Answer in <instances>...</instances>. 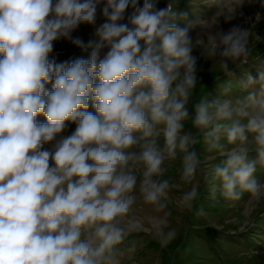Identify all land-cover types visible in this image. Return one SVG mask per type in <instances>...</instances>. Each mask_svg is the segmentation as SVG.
Segmentation results:
<instances>
[{
  "label": "clouds",
  "instance_id": "1",
  "mask_svg": "<svg viewBox=\"0 0 264 264\" xmlns=\"http://www.w3.org/2000/svg\"><path fill=\"white\" fill-rule=\"evenodd\" d=\"M158 3L0 0V264H122L135 251L127 237L139 233L167 247L169 206L194 208L198 175L213 198L264 201V71L240 82L242 95L228 80L194 101L201 57L230 78L249 63L264 0H204L215 9L207 19L178 12V0ZM101 4L93 38L72 37L96 25ZM253 4L261 11L250 27H221ZM197 27L206 38L193 40ZM62 38L88 58L49 61ZM66 122L74 133L56 141ZM177 161L174 182L165 177Z\"/></svg>",
  "mask_w": 264,
  "mask_h": 264
},
{
  "label": "rangeland",
  "instance_id": "2",
  "mask_svg": "<svg viewBox=\"0 0 264 264\" xmlns=\"http://www.w3.org/2000/svg\"><path fill=\"white\" fill-rule=\"evenodd\" d=\"M54 1L56 2V0ZM168 2L169 0H159L158 7L162 8ZM203 2L204 0H178L177 11L187 12L190 19H194L196 16L207 19L212 16L215 9L204 6ZM140 3L142 5L143 0H140ZM102 7L103 4L98 7L96 25L82 24L73 31L72 37H79L84 42L92 39L95 28L104 22L100 13ZM130 11L131 9L126 12V17ZM257 11H261L258 4L246 5L243 15L233 21L225 22L221 18V27L227 30L232 24H239L248 28L251 26V22L247 18ZM195 29L190 33L193 40L206 38L202 29L200 33H197ZM252 30L254 35L259 34L264 38V21L253 25ZM53 43V50L73 51L79 49L68 39L62 38ZM256 44H258L257 47H254ZM253 47V54L250 57L253 60L249 66L239 72H234L232 78H224L214 61L201 57L202 49L194 50V55L201 57L199 76L202 77L201 84L197 86L194 101L208 94L211 96L220 94L223 83L228 80L232 82L233 94L242 95L243 93L239 90L240 82L246 81L249 74L257 77L259 72L264 71V52H262L264 51V42L256 41L253 38ZM106 51L107 49H105ZM79 58L87 59L88 57L66 52L65 55L49 58V61L56 64L72 63L71 61L74 62ZM256 63L258 67L255 70ZM46 88L51 91V83ZM88 111L96 114L91 102ZM36 121L37 123L47 122L43 115H38ZM76 126L73 122H66L65 129L58 134L56 141L73 134ZM56 141H53L52 144H55ZM52 144H45L43 147L51 150ZM198 150H200L199 146ZM179 167L180 164L177 161L169 168L165 178H171L174 182L178 180ZM256 176L264 181V168H258ZM197 181L200 184V196L192 210L178 207L175 202L169 206L171 215L168 218L169 225L165 231L174 230L176 232L174 240L167 247H161L154 233L131 235L126 239V246L134 242L135 251L126 253L122 264H264V201L248 206L246 204L247 194L238 202L227 201L219 193L216 198H213L210 185L199 175ZM187 187L190 186H182L183 190H187ZM172 194L174 197H178L180 190L173 189ZM200 209H203V215L198 214ZM245 209H247L246 212ZM140 214H151L150 206H140ZM255 222L254 229L241 235L243 229ZM234 231H240L241 234L233 235Z\"/></svg>",
  "mask_w": 264,
  "mask_h": 264
},
{
  "label": "bare ground",
  "instance_id": "3",
  "mask_svg": "<svg viewBox=\"0 0 264 264\" xmlns=\"http://www.w3.org/2000/svg\"><path fill=\"white\" fill-rule=\"evenodd\" d=\"M53 2L55 3V1L53 0ZM195 31L197 32V33H200V31H201V28L200 27H198V28H196L195 29Z\"/></svg>",
  "mask_w": 264,
  "mask_h": 264
},
{
  "label": "trees",
  "instance_id": "4",
  "mask_svg": "<svg viewBox=\"0 0 264 264\" xmlns=\"http://www.w3.org/2000/svg\"><path fill=\"white\" fill-rule=\"evenodd\" d=\"M254 228H255V226L252 229H254Z\"/></svg>",
  "mask_w": 264,
  "mask_h": 264
}]
</instances>
